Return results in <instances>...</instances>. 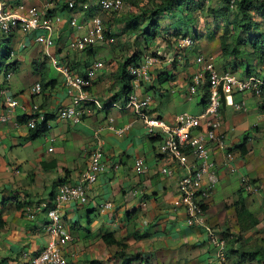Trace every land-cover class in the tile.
<instances>
[{
    "label": "crops",
    "instance_id": "crops-1",
    "mask_svg": "<svg viewBox=\"0 0 264 264\" xmlns=\"http://www.w3.org/2000/svg\"><path fill=\"white\" fill-rule=\"evenodd\" d=\"M33 2L34 0L30 1ZM63 20L55 34L56 45L53 49L56 53L53 54L51 50L49 53L56 56L59 64H66L69 62L70 51L71 53L75 51L74 59L82 62L81 71L83 75L89 76L92 93L105 104L108 100L122 104L121 94L117 95L121 92V87L117 75L119 63L116 61L126 51L113 50L110 45L101 51L99 43L93 46L94 55L91 57L83 50L75 47L72 49L76 35L70 32L67 17L64 16ZM168 22L170 24L168 31L178 25L176 20ZM64 34L65 36H62ZM30 39L32 38L24 37L23 41L32 44ZM34 45L36 47V44ZM106 45L108 44L105 43ZM39 49L37 47L30 56L28 52L20 51L18 56L20 60L18 75L24 85L28 83V87L39 79L31 63L33 58H38ZM164 49L159 48L160 51ZM159 54L163 55L161 52ZM173 54L171 49L166 51L167 56L163 57ZM104 56H107L106 60ZM98 62L103 63L102 68L97 66ZM174 66L169 61L167 67L157 63L152 69V79L143 81L135 90L139 94H152L150 90L153 92V102L149 108L152 115H161L158 109L161 102L158 103L157 98H160V101H170L166 96L171 95L169 90H173L179 83L186 82L184 73ZM193 66L191 68L194 71L197 66ZM55 69L59 72L58 78H49L48 75V80L55 82L42 93L32 96L31 100L26 97L30 95L29 93H23L27 95L20 98L21 102L28 106L31 101L39 102L50 113L68 105L71 96L68 86L63 84L64 74L56 67ZM90 70H93L92 74L89 73ZM166 73L174 77L166 81L159 80V75ZM164 82H168L167 87ZM226 110L235 114L238 111L228 107ZM90 114L83 122L77 124L56 119L52 129L32 140L28 138L27 124H16L15 121L0 123V139L9 141L4 147L12 154L11 159L0 154V166L3 169L0 170V188L7 186L0 194L8 198L18 196L19 199H22V194H29L31 195L28 196L29 200L34 198L32 201L48 200L58 193L60 184H75L80 181L82 172L89 166L92 150L100 147L106 157L107 170L97 175L94 184H88L86 202H67L60 207L68 232L72 235V240L63 249L69 264H122L124 259L130 257H133L130 264H215L220 261L219 247L210 239L208 230L201 226L188 225L185 211L174 207L173 188L178 185V178L184 171L175 162H173L177 172L175 176L168 177L159 171L164 161L154 141L160 144V140L149 138V141L145 139L143 132H133L135 119L139 118L130 109L108 107ZM263 114L258 113L262 120ZM177 115L178 113H174L169 117L175 121ZM236 120L239 122L230 133L225 126L222 127V132L229 149L238 152L234 154L239 168H250L251 175H247L260 184L262 191L259 194H264V161L248 163L246 156L250 155L251 147L245 143L246 153H242L239 147L245 142L243 135L245 137L247 130L251 128V121L244 113L236 116L234 121ZM259 127V124H255L256 130L259 131ZM52 146L53 150L50 149ZM151 148H158V152H149ZM213 156L219 164V182L207 201L205 211L221 205L224 213L215 209L213 210L215 213L206 212V219L220 237H225L224 233H227L230 226L228 219L232 220L236 215L235 202L238 195L234 194V188L237 184L238 187L241 185V177L236 176V171L239 170H236L222 153L214 150ZM139 157L145 159L149 166L148 171L141 172L135 168L134 162ZM15 190L20 193L15 195L14 193H17ZM239 194L245 198L242 185ZM262 199L264 200V197ZM108 201L113 202V207L103 211L101 206ZM11 207V215L4 219L7 221L9 216L13 218L15 215L14 225L11 227L10 219L0 232L1 250L5 246L7 248L6 251L3 250V253H7L2 254L3 257L0 259L8 258L11 263L16 259L24 262L31 254L26 249L28 243L23 242L22 234L29 230L44 228L48 218L45 212L42 210L36 212L29 204L26 206L27 211L17 209L14 204ZM247 207L257 215V211L252 210L250 206ZM41 218H44V221H41ZM236 219L235 217L232 222L233 233L238 232V229L235 230L233 227ZM7 231L9 232L5 233ZM16 234H19L18 237L14 236ZM105 234H112L120 243L108 244L103 238ZM159 258L161 259L158 260Z\"/></svg>",
    "mask_w": 264,
    "mask_h": 264
},
{
    "label": "built area",
    "instance_id": "built-area-1",
    "mask_svg": "<svg viewBox=\"0 0 264 264\" xmlns=\"http://www.w3.org/2000/svg\"><path fill=\"white\" fill-rule=\"evenodd\" d=\"M52 3L49 2L47 6L50 7ZM68 4L70 7H74L75 1L68 0ZM99 5L104 11L118 10L122 8L123 1L100 0ZM84 8H89V4L84 5ZM61 21V15L49 14L46 8L30 6L24 9L0 1V30L8 33L16 28L23 34L35 33V41L43 45L47 51L55 45L56 27ZM69 23L70 26L78 30H83L86 26V23H82L77 16L71 17ZM103 39L104 25L102 19L99 16H94L91 19V26L75 39L73 45L77 49H83ZM193 44L194 39L191 36L179 39L181 48H188ZM171 59L173 60V57ZM51 61L64 74L72 99L70 105L60 110L59 118L61 120L80 123L92 104L95 103L99 108H103V105L87 90L88 82L84 77L75 73L67 63L59 64L57 59L52 56ZM159 62L160 60L155 55L148 54L140 63L129 68L130 75L133 77L132 86L134 90L141 86L143 81L152 79V69ZM196 62L199 68L193 72L188 84L190 97L199 95L200 89L206 83L208 85L207 89H204L208 101L200 114L192 115L189 112H182L176 116L174 124H169L163 118L152 115L149 110L153 102L151 94H139L134 91L130 93L126 104L121 108L130 109L137 118L142 119L149 135L160 137V152L164 162L159 171L162 174L168 177L175 176L177 172L173 162L183 169L184 173L178 178L181 195L174 201V207L184 205L187 211L186 223L201 226L208 230L210 239L219 247L218 257L223 261L225 259L226 239L220 237L207 223L204 207L219 182V164L213 156L214 150L222 153L227 158L226 160L235 156L229 150L226 137L220 130L223 122L221 108L223 104L232 106L236 110L246 108L245 101H235L236 92L250 91L253 95L262 97L264 95V78L255 74L248 77H238L229 69L219 70L214 60L207 59L204 55H198ZM102 65L101 62L97 63L98 67H102ZM31 91L34 94L39 93L41 82H36ZM1 105H5L8 112L14 111L20 106L19 100L11 94L7 85L0 89ZM113 105L117 106L116 103ZM33 109L38 116L32 118V126L36 120L45 119L38 105H34ZM6 115L5 113L1 114L0 119L5 121L8 116ZM48 127L51 128L52 124L49 123ZM111 128H113L112 125ZM50 149L52 150L53 147ZM134 166L141 172H146L149 169L143 157L136 158ZM106 170L107 162L104 160L103 149L94 148L91 152L89 166L86 171L82 172L80 181L75 184H63L52 201L54 207H49L50 202L47 200L41 203L40 208L49 207L47 211L49 222L46 226L49 240L45 247L30 258L29 264H69L62 253V249L72 240V235L66 230L59 208L67 202H86V185L94 184L97 175ZM240 180L244 192L258 193L260 188L251 181L248 175H243ZM112 207L113 202L108 201L102 204L101 209L104 211Z\"/></svg>",
    "mask_w": 264,
    "mask_h": 264
},
{
    "label": "trees",
    "instance_id": "trees-1",
    "mask_svg": "<svg viewBox=\"0 0 264 264\" xmlns=\"http://www.w3.org/2000/svg\"><path fill=\"white\" fill-rule=\"evenodd\" d=\"M49 2H53L50 6V12L56 11L60 14L65 13V9L67 10L68 4L66 0H45ZM76 3H79L81 5H86L88 3H93L94 0H74ZM131 7H135V10H132L127 13H121L122 11L113 10L106 12L107 14L113 13L111 18L106 21H104L105 24V38L103 39V43L114 44L115 35L118 34L120 37L125 38V42H121L117 40V46L110 45L113 50L120 49L123 50L124 46H121V43H126L129 46V53H123L120 57H118V61H116L115 58L114 61L118 62L119 66L117 69V75L119 79V85L121 87V92L117 93L121 94L123 103L127 101L129 94L133 91V81L132 76L129 73L130 66L134 64L140 63L143 58L148 54L158 55V49L160 47L166 48L165 50L168 52L171 49L173 50L174 54L178 51L183 56V63L180 62V64L185 65L188 64V57L187 54H190L192 52L195 53V51L203 52L207 50V46L209 41L203 37V32L200 30L199 26V16L196 14L198 0H147L146 4L142 3L140 0H126ZM125 2V5H126ZM141 5V6H140ZM209 7L214 12L219 15L221 12L228 13L233 12L239 19V21L245 26L250 25L252 20V12L255 10H259L264 12V0H209ZM92 9H96V5L92 6ZM83 8V7H81ZM84 11L88 15H92L91 9H85ZM174 12L175 14H178L179 18H182L185 16V19L183 17V21H185L182 24L176 25L172 30L168 31V25L169 22H167L166 17H170V13ZM184 13V14H183ZM216 13L214 16H216ZM118 14V15H117ZM166 14V17L163 19L162 16ZM168 14V15H167ZM183 14V15H182ZM171 20H175L174 17ZM179 21V20H176ZM198 25V26H197ZM117 27V28H116ZM181 27V28H179ZM184 27L186 30H193L194 31V38L195 42L193 44V47L187 48V49H181V46L179 45L178 39L186 35H191L190 33H183ZM114 28H116V31L114 32ZM123 28V30H121ZM183 33V34H182ZM210 39H215L216 36H219L220 40V47H221V53L222 56L225 59H228L232 57L233 55H237V59H240V63H243L244 61H247L245 57H243L240 53L236 52L237 46L233 44L231 41V37H226L225 32L219 33L216 30L213 32L211 31L209 33ZM14 34H11L9 37H5L3 34L0 35V88L4 83L8 81V74H11V72H17L20 67V60L18 58L19 55V49L18 51L14 48ZM113 38V40H110V38ZM241 36H238L236 38V41L241 44H249L252 55L257 58L258 61L264 62V31L260 34L251 37L250 39L245 38H239ZM108 38V39H106ZM209 38V37H208ZM161 39V40H159ZM6 40H9V42L5 43ZM120 43V44H119ZM5 44V45H4ZM93 50L94 48L92 46H89L85 48L83 51L86 52L88 56H93ZM22 51L27 52L26 47L22 48ZM116 52V51H115ZM117 53V52H116ZM119 54V53H117ZM120 55V54H119ZM177 55V54H176ZM235 55V56H236ZM234 56V57H235ZM176 57V56H175ZM191 57V54H190ZM40 58H37L33 60V67L34 71L37 73V75L40 77V81L43 85V88H47L49 85H51L54 80H48V63L42 62L39 60ZM228 68L223 66V68L229 69V62L230 59H228ZM78 67V71H81V68L79 67V62L75 63ZM175 69L176 65H178L177 60L174 62ZM216 64V63H215ZM217 66V64H216ZM221 67V66H219ZM222 68V67H221ZM233 71H237L235 69H232ZM83 73V72H81ZM244 73V72H243ZM254 73V70L248 68V71L245 72L246 75H250ZM174 77V75H170L168 73L159 75V80L166 81L170 80ZM207 83L205 84L204 88H207ZM116 95V94H115ZM123 95V96H122ZM115 96L113 95V99ZM112 98V97H111ZM111 100H108L106 102V105L110 103ZM207 99L203 100V104H207ZM264 109V107H262ZM47 116L52 117L53 114H47ZM18 120L21 124H26L28 120V115L23 114L18 116ZM46 128L44 122H39L36 127L29 128L28 129V138L29 139H36L43 134H45ZM155 139V138H152ZM246 144H242L239 147H241V152L246 153L247 148L245 146ZM238 148V147H237ZM236 148V149H237ZM233 150V149H232ZM252 182H255L254 184L257 185V187L260 188V184H257V182L251 178ZM7 186H3L0 188V193H3ZM17 193H14L15 195H18L20 191L15 190ZM28 196H31L29 194H22V199H19L18 196L14 197H5L4 194H0V232L3 230V228L6 225V220L4 219V212L6 209L5 207L9 204L13 203L17 209H24L26 211V206L29 204H39L40 200H34V198L28 199ZM11 206V205H10ZM206 207V205L204 206ZM236 220H237V226H238V238L241 237L240 235L246 231H249L251 229H255L257 225L261 222L260 218L251 211L245 204L244 199H240L236 201ZM236 235V234H235ZM236 237V236H235ZM104 240L109 243H120L112 234H105L103 236ZM262 240V239H261ZM237 241V240H234ZM264 241V238H263ZM233 242V241H232ZM238 248V247H237ZM239 249V248H238ZM237 249V254L239 253V250ZM239 259L241 260H252V259H261L264 262V245L257 246L253 249H245V251H242ZM16 259V258H15ZM133 260V257H130L128 259H124L122 264H130ZM6 263L8 261V258L3 259L0 261V264ZM224 263V262H223Z\"/></svg>",
    "mask_w": 264,
    "mask_h": 264
},
{
    "label": "rangeland",
    "instance_id": "rangeland-1",
    "mask_svg": "<svg viewBox=\"0 0 264 264\" xmlns=\"http://www.w3.org/2000/svg\"><path fill=\"white\" fill-rule=\"evenodd\" d=\"M6 1L21 5L24 7L34 6V5L44 6V2H45V0H34L33 3H30L31 0H6ZM123 1H124V3L126 2V0H123ZM140 1H142V3H144V4H146V2H147V0H140ZM128 3L126 2V5L124 6V8L122 10H120V11H122L121 13H127V12H130V11L136 9L135 7H131L130 5L128 6ZM198 3H199L197 5L198 11L196 12V14L199 16L198 20H199L200 30L203 32V37H205L209 41L208 46H207V50L203 51L202 53H205L206 55L214 56L215 57V63L217 64V68L219 70H225L223 68V66H225V68H226L228 66L227 61H228V59H230L229 69L237 70V71H234V73H236V75L238 77H246L247 75L245 74V72L248 71V68L251 69V67L254 70V73L256 75L264 77V62L258 61L257 58H255L252 55L253 53L251 51L249 44H246V43L241 44V43H238L236 41V38L238 36H241L239 38H245V40H246V39H250L251 37L256 36V35H258L264 31V12L259 11V10H255L254 12H252L253 22H251L250 25H248V26L247 25L244 26L239 21L238 17L233 12H228V13L221 12L219 15H217V13H216L217 11L214 12L212 9H210L209 0H198ZM129 4H132V3H129ZM132 5H134V4H132ZM54 12H56V11H53L52 13H54ZM215 13H216V16H214ZM112 15H113V13L112 14L111 13L107 14L106 12L100 13V16L106 22L109 19H111V20L113 19V17L112 18L110 17ZM165 17H166V14H164L162 16L163 19ZM173 17L175 20H179V21H177L178 24H182L185 22V21H183V17L185 19V16H183L182 18H179L178 14H175L174 12L170 13V17H166L168 19L167 22L169 20L173 19ZM116 28H114V32L116 31ZM121 30H123V28H121ZM214 30H216L219 33L225 32L226 37H231V41L238 48V49H236V52L240 53L243 57H245L247 59V61L240 63V61H239L240 59H237L238 54L237 55L235 54L236 56L233 55L232 57L225 59L221 53L219 36H216L215 39H210L209 33L211 31L213 32ZM70 32H72V34H74V35H77L76 32H74L72 29H70ZM60 33L63 34L61 32V30H60ZM183 33H190L191 35H195L193 30H191V31L186 30L185 27H184ZM120 35L116 34L115 35L116 41H114V44H110V45L117 46L116 45L117 40H119L121 42H125V38L120 37ZM62 36H65V34ZM16 39H17V36H16ZM106 39H108V38H106ZM159 40H161V39H159ZM7 42H9V40L5 41V43H7ZM18 46L19 45L17 44V41L15 40L14 48L17 51L19 49ZM121 46H124L123 50L126 51L127 53H129V46L127 43H126V45H125V43H121ZM37 47L40 48L39 50H37L39 58H40L39 60L42 62L48 63L49 78H58L59 72L55 69V66L51 64L52 63V62H50L51 59L46 54L43 46L37 44L35 47V45L32 43L28 47V50H27L28 55L30 56L32 54V51L37 49ZM72 47H73L72 49H75L74 46H72ZM107 47H110L109 44L106 46H105V43L99 44V49L101 51H104V49L105 48L107 49ZM53 48L54 47L51 48V52L53 54H55L56 52L54 51ZM72 49H70V50H72ZM165 49H164V51L163 50L160 51L163 55L158 54L156 56L160 60V63H158V64H161V66L167 67V63H168L167 57H163V56L168 55V54L166 55ZM74 52L71 53V51H70V54L68 55V61H69L68 64H70L74 68V70H77L78 67L76 66L75 63H77L79 61L74 59L76 57V53H74ZM95 52H97V51L95 50ZM195 53L196 54H194V52H192L190 54H192L195 58L196 55L198 53H201V52L195 51ZM190 54H187L188 64L181 66L180 62L177 61L178 65H176L177 70L184 73L186 82L183 84L179 83V85H177L173 88L174 91L172 89L169 90L170 91L169 93L171 95L170 96L166 95V96H167V98L170 99V101H168V100L160 101L161 99L157 98L158 103L161 102V104L159 105V108H158L159 111H161L160 117H162L167 123H170V124L175 123V121L172 120L171 117H169L170 114H174V113L179 114L182 112H189L192 115H198L203 110V106L200 102L203 98L202 95H204L206 93V90H202V92H201L202 95L199 94V95H195L194 97L190 98V93H189L187 81H190V79H191L190 73L193 70L191 67H194L193 65H195L194 63L191 62ZM103 58L106 60L107 56H104ZM29 60H30V57H28V61ZM33 60H35V59L34 58L32 59V62H31L32 65H33ZM28 61L26 63H28ZM79 64H81L79 66L81 68L82 62ZM173 66H174V64H173ZM219 66H221L222 68ZM18 72L19 71H17L16 73L13 74L12 78L9 81V85L12 89V93H14V94L18 93L17 96L19 98H21L22 96L27 95L29 93L30 87H28V83H26L25 85L22 83V81L18 75ZM15 79H16V83L13 84V81ZM164 84H165V87L168 86V82H164ZM23 85H24V87H23ZM22 90H23V92H21ZM23 93H27V94H23ZM150 93H152L151 95H153V92L151 90H150ZM235 94H236L235 98H234L235 101H241V100L245 101L246 110H238L237 113L235 114V113H232L230 110H226V107L231 108L232 110H235L232 106H226L225 104H223L222 108H221V115L223 116L224 121L222 122L223 124L221 125L220 130L222 131V127L225 126V128L228 129V131L230 133V131H232V129L234 128V125L238 124V122H239V120L234 121L235 117L239 116L243 113L245 114V116L248 115V117L251 121V128L249 130H247L245 137L243 135V140L248 137L247 145L250 146L251 148H250V155L246 156V160L250 164H253L254 162L256 163L257 161L263 162L264 161V120H262V118L260 119V116L258 115V113L259 112L264 113V109H261V107H260L259 97L253 95L250 91L236 92ZM26 97H29V100H30V95H27ZM262 98H264V97H262ZM262 98H260V99H262ZM154 103H156V102H154ZM30 105H31V103H30ZM225 117H226V119H225ZM262 117H264V114ZM135 120H136V122L134 124L133 132L134 131L143 132L144 137H146L145 139L150 141L149 138H153V136L149 135L147 133V128H146L144 121L142 119H135ZM58 121H59V119H58ZM255 124H259V126H260L259 131L256 130ZM237 133H238V130H236V134ZM4 138H6V137H4ZM154 142H155V146L158 147L159 151H160L159 142H157V141H154ZM7 143H9L8 140L4 141V140L0 139V154L3 157H8L9 159H11L12 154H11L10 150H5V147L7 146L5 144H7ZM158 148L157 149L151 148L149 152L156 153V152H158ZM234 153L237 154L238 152L235 150ZM236 158L237 157L234 156V158L229 159V163L232 166H234L236 170H239V171H236V176L242 177L243 175H247V174L251 175L249 167L239 168V166H238L239 164H238ZM104 160H106L105 155H104ZM0 170H3L1 166H0ZM58 184H59V182H58ZM240 186L241 185L239 184V187H238V184H237V186H235V188H234L235 189L234 194L238 195V200L243 198L242 195L239 194ZM60 187L61 186L59 185L58 192H59ZM86 188H88V185H86ZM261 191L262 190L259 189L258 194H257V192L255 194H249L248 192L245 191V194H243L245 197L243 199L246 203V206H250V208L252 210L257 211V216L261 220V222L257 225V227L255 229L253 228L249 231L242 233L240 235L241 237L238 238L237 236L239 234V231L237 233H233L231 231L232 230V222H233V219L236 217V215L234 214L235 216L232 217V220L228 219L230 226H229L227 233L226 232L224 233L225 238L227 239L226 240V252L227 253L225 252V257H224L225 258L224 259L225 264H264V262L261 259L259 260V259L255 258L252 260L244 261V260L239 259L240 257L238 256V254L240 255V253L242 251H245V249H253V248H256L257 246L259 247L261 245H264V241H263V238H264V204H263L264 200L262 199L264 197V194H259V193H261ZM170 193H171V191H170ZM173 193L174 194H172V196L175 200L181 195V192L179 191L178 185H176L175 188H173ZM235 204H236V202H235ZM10 205H13V203L6 206L5 207L6 210L3 211L4 214H6L5 217H7V215H11L12 207ZM222 208L223 207L221 205L213 206L212 210H207L206 212L209 214H210V212L215 213L213 210L217 209V211H218V209H219V211L224 213ZM179 209H180V211H182V210L185 211V214H187L186 208L184 205L180 206ZM14 216H13V218H14ZM13 218H11V216H9V219H8V220H10V219L12 220L11 221V227L14 225V219ZM8 220L6 221V223L8 222ZM41 221H44V218H41ZM235 223L233 224V227L235 230H237L238 229L237 222H235ZM23 230L26 231V228H24ZM8 232L9 231H7L5 233H8ZM18 235L19 234H16L14 236L18 237ZM22 235L24 238L23 242H25L26 244L28 243V246H26L27 247L26 249L29 250L31 255H33V253H35V252H38L41 248L45 247L47 245L48 238H49L47 231L44 228H40L39 230L36 229L34 231L29 230L27 233L24 232ZM234 240H237V241H234ZM0 244H1V242H0ZM21 245H22V243H20V246ZM1 248L2 247H0V258L3 257L2 254L7 253V252L3 253V250L6 251V249H7L6 246L3 250H1ZM237 249L239 250L238 254L236 252ZM218 258L221 259L220 257H218ZM160 259L161 258H159L158 260H160ZM221 261H217V262H215V264H220ZM5 264H10L9 259Z\"/></svg>",
    "mask_w": 264,
    "mask_h": 264
},
{
    "label": "clouds",
    "instance_id": "clouds-1",
    "mask_svg": "<svg viewBox=\"0 0 264 264\" xmlns=\"http://www.w3.org/2000/svg\"><path fill=\"white\" fill-rule=\"evenodd\" d=\"M0 1H4V2H6L7 4H9V5H12V6H19V7H22V8H27V7H30V6H27V7H24V6H21V5H18V4H15V3H11V2H8V1H6V0H0ZM99 1L100 0H94L93 1V3H88L89 4V8H85V9H91V12H92V15H88L85 11H84V5H81V4H79V3H76L75 2V6L74 7H70L69 6V4H68V0H66V2H67V4H68V7H67V10H65V13H63V14H60V13H58V12H54V13H51L49 10H50V8L51 7H48L47 6V4L49 3V1H46V2H44V6H37V7H39V8H43V9H45L46 8V10H47V13H49V14H52V15H61V17H62V21L57 25V27H56V32H58V28H59V26H60V24H62L63 22H64V20H63V18H64V16L65 17H67V25H68V27L70 28V29H72L74 32H76V38L75 39H77L78 38V36H80L82 33H84L85 32V30L87 29V28H89L90 26H91V19L94 17V16H99L101 19H102V22H103V25H104V31H105V24H104V20H103V18L100 16V13H104V12H109V11H113V10H109V11H104V10H102L101 9V7H100V5H99ZM123 1V0H122ZM94 5H96V9H92L93 7L92 6H94ZM34 6H36V5H34ZM124 6H125V3H124V1H123V6H122V8L121 9H118V11H120V10H122L123 8H124ZM81 7H83V8H81ZM73 16H77L78 18H79V20L83 23H86V26H85V28L83 29V30H78V29H75L74 27H72V26H70V23H69V21H70V18L71 17H73ZM4 35L5 37H9L11 34H14V37H13V39H14V42H15V40L17 41V44L19 45L18 47H19V53H20V51H22V48H25L26 47V50H28V47L31 45V44H28V43H26V42H24L23 41V38L24 37H29V38H32L34 41H32V39H30L31 40V42L33 43V44H38V45H41V44H39V43H37L36 41H35V33H30V34H23V33H21L20 31H18V29H13L12 31H10V32H8V33H5V32H3V31H1L0 30V35ZM56 34V33H55ZM16 36H17V39H16ZM185 36H191L193 39H194V42H195V36L194 35H186V34H184L183 36H181V37H185ZM180 37V38H181ZM104 38H105V34H104ZM112 38V37H111ZM110 38V39H111ZM179 38V39H180ZM179 39H178V42H179ZM75 41V40H74ZM103 41V40H102ZM102 41H100V42H97L96 44H99V43H103ZM55 45H56V36H55ZM54 45V46H55ZM95 45V44H94ZM94 45H90V46H94ZM41 46H43V45H41ZM53 46V47H54ZM44 47V46H43ZM75 47V46H74ZM89 47V46H88ZM193 46H191V47H188V48H192ZM76 48V47H75ZM87 48V47H86ZM44 49H45V52H46V54L50 57V59H51V56L52 57H54V58H56V56L55 55H53V54H50L48 51L49 50H51V48L47 51L46 50V48L44 47ZM77 49V48H76ZM79 49V48H78ZM85 48H83V49H79V50H84ZM181 49H187V48H181ZM158 54L160 53V50L158 49ZM28 52V51H27ZM177 54V55H176ZM194 54H196V53H194ZM160 55V54H159ZM198 55H204L207 59H212V60H214V62H215V57L214 56H212V55H206L205 53H198L197 55H196V57L198 56ZM19 56V55H18ZM176 56V57H175ZM157 57V56H156ZM173 57V60L171 59ZM181 57V58H180ZM196 57L194 58V56L191 54V62L192 63H194L196 66H197V68H195L194 69V71H196L198 68H199V65L197 64V62H196ZM38 58H39V56H38ZM158 58V57H157ZM37 59V58H36ZM57 59V58H56ZM167 59H168V61L169 62H171V63H173L174 64V62H175V60H177V61H179V62H181V63H183V56L181 55V53L178 51L177 53H175V54H173V55H171V56H168L167 57ZM57 61H58V59H57ZM50 62H52L51 60H50ZM160 63V62H159ZM52 65H53V63H51ZM63 64V63H62ZM68 64V63H67ZM103 64V63H102ZM70 65V64H69ZM71 66V65H70ZM102 67H103V65H102ZM101 67V68H102ZM131 67V66H130ZM71 68H72V70L75 72V73H77V74H79V75H81L82 77H84L86 80H87V82H88V85H87V90L94 96V98L96 99V100H98L102 105H103V108H99L98 106H97V104H92V106L86 111V113L84 114V119L91 113V114H93L95 111H100V110H105V109H107L108 107H118V108H121V106H123L124 104H126V102H122V104H118L117 102H112V101H110V103L109 104H105V103H103L102 102V100L100 99V98H97L93 93H92V91H91V84H90V79H89V76H86V75H83V73H81L82 71H78V70H74V68L71 66ZM227 70V69H226ZM229 70H231L232 72H234L232 69H229ZM193 70H192V72L190 73V75H191V78H192V74H193V72H194ZM223 71V70H222ZM14 73H16V72H11V74H8V81L6 82V83H4L2 86H4V85H7L8 86V88L10 89V92H11V94H13L18 100H19V102H20V106L19 107H17V108H15V110L14 111H11V112H8L7 111V108H6V106L5 105H1L0 106V115L1 114H3V113H5V115L7 116V118H6V120L5 121H3V120H1L0 119V123H2V124H7V123H10L11 121H15V123L16 124H21L20 122H19V120H18V116L19 115H23V114H27L28 115V120H27V122H26V124H27V127H28V129L29 128H34V127H36L37 126V124L39 123V122H44L45 123V128H46V132L47 131H49L50 129H52L53 127H54V123H55V121H56V119L58 120H61L60 118H59V112H60V110L61 109H63V108H65L66 106H68V105H70L71 104V101H70V103L68 104V105H66L65 107H61L60 109H58L56 112H54V113H50V112H47L46 111V109H44L43 108V106H42V104H40L39 102H34V101H31L30 103H31V105L29 104V106H28V104L26 105V104H24L23 102H21V100H20V98L17 96L18 95V93L17 94H14V93H12V89H11V87H10V85H9V81H10V79L12 78V76H13V74ZM36 73V72H35ZM89 73L90 74H92L93 73V70H90L89 71ZM130 73V72H129ZM37 74V73H36ZM252 74H255V73H252ZM252 74H250V75H252ZM250 75H247L246 77H248V76H250ZM256 75V74H255ZM258 76V75H257ZM260 77H262V76H260ZM262 78H264V77H262ZM132 79H133V77H132ZM41 82L40 81V77H39V79L37 80V81H35L31 86H30V91H29V94H30V100H31V97L32 96H35V95H37V94H40V93H42L45 89H47V88H43V85H42V83H41V91L39 92V93H36V94H34V93H32V91H31V88H32V86L36 83V82ZM63 81H64V83L63 84H65V85H67L66 84V82H65V78H63ZM133 81V80H132ZM190 81H191V79H190ZM190 81H187L188 82V84L190 83ZM188 88H189V85H188ZM1 89V88H0ZM204 89H207V88H204V86L200 89L201 90V92H202V90H204ZM133 91L135 92V90L133 89ZM201 92H200V94H201ZM190 93V92H189ZM130 95V94H129ZM70 96H71V94H70ZM203 96V98H202V100H201V104H202V106H203V108H204V106L206 105H204L203 104V100L204 99H207L206 98V94H204V95H202ZM258 97V96H257ZM262 97H264V95L262 96ZM262 97H259V100H260V106L261 107H264V98H262ZM190 98H192V97H190ZM260 98H262V99H260ZM70 100H72V99H70ZM208 100V99H207ZM263 100V101H262ZM262 101V102H261ZM113 103H116L117 104V106L116 105H113ZM34 105H38V108L42 111V113L44 114V116H45V119L44 120H40V121H35V124H34V126H32V118L33 117H36V116H38V114H36V113H34L35 111H34V109H33V107H34ZM226 105V104H225ZM228 106V105H227ZM123 109V108H122ZM262 109V108H261ZM236 110V109H235ZM241 110H246V108H244V109H241ZM46 111V112H45ZM201 113V112H200ZM47 114H53V116L52 117H49V116H47ZM90 114V115H91ZM155 116V115H154ZM158 117H160V116H158ZM162 118V117H161ZM16 119V120H15ZM84 119H83V121H84ZM61 121H66V122H71L70 120H61ZM82 121V122H83ZM112 121V120H111ZM49 123H51L52 124V127L51 128H49L48 127V124ZM73 123V122H72ZM81 123V122H80ZM74 124H77V123H74ZM45 132V133H46ZM153 138H155V140H157V139H159L160 137H154L153 136ZM248 139V137L247 138H245L244 139V143H247V140ZM53 147V146H52ZM53 150V149H52ZM230 150V149H229ZM232 152H233V150H231ZM234 153V152H233ZM63 184H69V183H63ZM63 184H60V186H62ZM59 191H60V189H59ZM58 194V193H57ZM57 194H54L52 197H50V199H40V203L39 204H33V205H31V206H33V208H35V210H36V212L37 211H39V210H42V212H45L46 213V216H47V211H48V209H49V207H54V203L52 202L53 201V199L55 198V196L57 195ZM45 200H47V201H49L50 202V205H49V207L48 208H46V209H44V208H40V205H41V203L43 202V201H45ZM61 207V206H60ZM206 208V207H205ZM31 209V208H30ZM29 209V210H30ZM59 210H60V208H59ZM27 211V210H26ZM61 212V211H60ZM205 213H206V211H205ZM61 216H62V214H61ZM47 218H48V216H47ZM62 220H63V217H62ZM48 222H49V219H48V221H47V223L45 224V226H44V229H46V226H47V224H48ZM63 223H64V225H65V227H66V224H65V222H64V220H63ZM66 230H67V232H68V229H67V227H66ZM48 234V233H47ZM48 236H49V234H48ZM225 238V237H224ZM226 239V238H225ZM48 240H49V238H48ZM227 240V239H226ZM70 242V241H69ZM68 242V243H69ZM67 243V244H68ZM66 245H64V247H65ZM64 247H63V249H64ZM42 249V248H41ZM40 249V250H41ZM63 249H62V253H63ZM39 250V251H40ZM225 252H226V250H225ZM35 254H37V252H35V253H33V255H35ZM33 255H30V256H27L25 259H26V261H24V262H21L20 260H15V262L14 263H11L10 262V264H29V260H30V258L33 256ZM64 255V254H63ZM66 258V257H65ZM3 259H6V258H2V259H0V261H2ZM67 259V258H66ZM68 261V260H67ZM220 261H221V259H220ZM4 262V261H3ZM224 262V260L223 261H221V264H225V263H223ZM69 263V262H68ZM2 264H5V262L4 263H2Z\"/></svg>",
    "mask_w": 264,
    "mask_h": 264
}]
</instances>
